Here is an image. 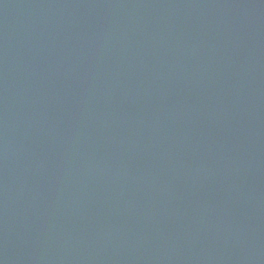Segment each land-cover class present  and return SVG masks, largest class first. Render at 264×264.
Returning <instances> with one entry per match:
<instances>
[{
	"label": "water",
	"instance_id": "95a60500",
	"mask_svg": "<svg viewBox=\"0 0 264 264\" xmlns=\"http://www.w3.org/2000/svg\"><path fill=\"white\" fill-rule=\"evenodd\" d=\"M0 264H264V0H0Z\"/></svg>",
	"mask_w": 264,
	"mask_h": 264
}]
</instances>
